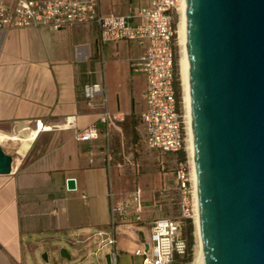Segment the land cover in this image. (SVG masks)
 Instances as JSON below:
<instances>
[{
    "label": "crops",
    "instance_id": "crops-1",
    "mask_svg": "<svg viewBox=\"0 0 264 264\" xmlns=\"http://www.w3.org/2000/svg\"><path fill=\"white\" fill-rule=\"evenodd\" d=\"M147 1L100 0V8L126 14ZM146 48L101 43L94 23L0 30V145L13 157L12 172L0 174V264H90L93 253H110L96 244L112 233V204L131 192L139 194L140 221L116 225L114 250L116 264H141L135 251L149 241L152 222L174 217L178 153L149 148L140 119L146 80L136 64ZM94 84L104 86V98L86 97ZM104 110L124 119L101 122ZM70 116L78 129L95 125L98 137L76 140L63 126Z\"/></svg>",
    "mask_w": 264,
    "mask_h": 264
},
{
    "label": "water",
    "instance_id": "water-1",
    "mask_svg": "<svg viewBox=\"0 0 264 264\" xmlns=\"http://www.w3.org/2000/svg\"><path fill=\"white\" fill-rule=\"evenodd\" d=\"M185 29L203 264H264V0H185Z\"/></svg>",
    "mask_w": 264,
    "mask_h": 264
},
{
    "label": "built area",
    "instance_id": "built-area-1",
    "mask_svg": "<svg viewBox=\"0 0 264 264\" xmlns=\"http://www.w3.org/2000/svg\"><path fill=\"white\" fill-rule=\"evenodd\" d=\"M178 5L179 0H148L147 4L126 14H102L100 0H0V30L42 26L59 30L75 24L94 23L101 43L122 39L146 42V51L136 64V70L143 73L146 80L143 93L145 108L140 114L146 144L163 153H176L186 149L184 120L175 88L174 21ZM104 91V86L99 84L85 87L89 100L96 96L104 98ZM123 119L122 114H110L108 110L100 115V121L106 124ZM63 126L73 129L78 141L98 137L95 125L78 129L76 116L65 118ZM192 171V159L186 154V159L175 169L179 217L159 218L152 222L148 247L142 244L135 251L142 257L141 264H172L176 256L186 254L183 219L193 220L197 208ZM141 209L138 192H131L112 204V233L101 245V248L108 247L112 264H116V225L139 222Z\"/></svg>",
    "mask_w": 264,
    "mask_h": 264
},
{
    "label": "bare ground",
    "instance_id": "bare-ground-1",
    "mask_svg": "<svg viewBox=\"0 0 264 264\" xmlns=\"http://www.w3.org/2000/svg\"><path fill=\"white\" fill-rule=\"evenodd\" d=\"M178 7H179V11H180V21H179L178 28H177V37H178V42L180 45L179 47H181V56H180V60H179L180 77H181L182 90H183V102H184L183 106H185V109H186L187 128H188L187 150H188V153L192 159V164H193V141H192L191 117H190V98H189V85H188V59H187V53H186L185 0H179V6ZM26 133H29V132H26ZM3 136H5V135H3ZM3 136L0 135V138H3ZM32 136H33L32 133L27 134L26 138L22 140V143L18 148V153L20 155L24 154L25 151L27 150V147L30 143L29 140H31ZM192 172H193V180H194V185H195V194L197 197V193H196V172L194 169V164H193V171ZM194 222H195L196 231H197V235H198V247H197V251H196V261L195 262L197 264H203L201 242H200L199 232H198V207L196 208V214L194 217Z\"/></svg>",
    "mask_w": 264,
    "mask_h": 264
},
{
    "label": "trees",
    "instance_id": "trees-1",
    "mask_svg": "<svg viewBox=\"0 0 264 264\" xmlns=\"http://www.w3.org/2000/svg\"><path fill=\"white\" fill-rule=\"evenodd\" d=\"M177 22H178V16L176 15L175 21H174V29L176 30L177 27ZM177 34L175 33L174 35V49H175V71H176V80H175V88H176V98L178 101V104L180 106L181 104V87H180V81H179V74H178V66H177V60H178V55H177V47L175 45ZM178 153V163L182 162L186 159V152L185 150H180L177 152ZM184 227H183V236L186 239L187 242V251L184 256H176L174 261H180L182 263H187L191 262L193 259V252H194V245H195V226L193 223V220L190 218H185L183 219Z\"/></svg>",
    "mask_w": 264,
    "mask_h": 264
},
{
    "label": "rangeland",
    "instance_id": "rangeland-1",
    "mask_svg": "<svg viewBox=\"0 0 264 264\" xmlns=\"http://www.w3.org/2000/svg\"><path fill=\"white\" fill-rule=\"evenodd\" d=\"M176 15L178 16V22H177V27H176V34H177V28H178V24H179V21H180V11H179V7L176 10ZM175 45L177 47V55H178L177 66H178V74H179V81H180V87H181V104H180V108L182 110V115H183V120H184V127H185V132H186V149H185V152H186V154H189L188 153V150H187V144H188V142H187V138H188V128H187L186 109H185V106H183L184 105V102H183V90H182V83H181V77H180V65H179V60H180V56H181V47H179L180 45H179V42H178V37H176ZM140 147H142V146H140ZM179 214H180L179 208L176 205L175 208L173 209L172 215L174 217H179ZM193 223H194V226H195L194 219H193ZM194 235H195V245H194V252H193V259H192V261L191 262H187V263H182L180 261H174L172 264H197L195 262L196 261V251H197V247H198V235H197V231H196V226H195ZM102 241H103L102 238L98 239V243L96 244V246L98 247L101 244ZM102 248H104V246ZM104 255H105V250H102L101 251L99 257H96V255H94V253H93L92 258L90 259V261H91L90 264H92V263H95V264H105Z\"/></svg>",
    "mask_w": 264,
    "mask_h": 264
}]
</instances>
